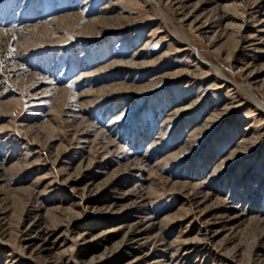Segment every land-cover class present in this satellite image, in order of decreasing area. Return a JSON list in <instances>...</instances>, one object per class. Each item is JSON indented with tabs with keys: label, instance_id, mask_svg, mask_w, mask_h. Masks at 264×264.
<instances>
[{
	"label": "rangeland",
	"instance_id": "1",
	"mask_svg": "<svg viewBox=\"0 0 264 264\" xmlns=\"http://www.w3.org/2000/svg\"><path fill=\"white\" fill-rule=\"evenodd\" d=\"M0 264H264V0H0Z\"/></svg>",
	"mask_w": 264,
	"mask_h": 264
}]
</instances>
